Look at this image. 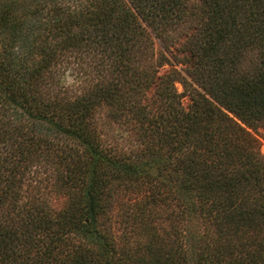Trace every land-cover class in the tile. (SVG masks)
Masks as SVG:
<instances>
[{"label":"trees","instance_id":"obj_1","mask_svg":"<svg viewBox=\"0 0 264 264\" xmlns=\"http://www.w3.org/2000/svg\"><path fill=\"white\" fill-rule=\"evenodd\" d=\"M258 127L264 0L0 1V264H264Z\"/></svg>","mask_w":264,"mask_h":264},{"label":"rangeland","instance_id":"obj_2","mask_svg":"<svg viewBox=\"0 0 264 264\" xmlns=\"http://www.w3.org/2000/svg\"><path fill=\"white\" fill-rule=\"evenodd\" d=\"M5 1V0H0ZM155 47L158 52H160L161 47L157 40H155ZM179 46V45H178ZM166 55L171 59V63L174 65L175 68L179 70H183L187 67L186 61V54L177 51V47H172L171 52H167ZM172 68L171 65L166 64L164 67L161 68V74H164L168 72ZM85 74L82 72L80 73L76 67H71L64 76V85L66 88L73 90L76 89L79 85H81L85 79ZM176 87L179 92L183 91V88L180 83H176ZM154 89H150L148 92V96H152ZM183 104L187 106L190 103V99L188 96H184ZM127 119H120V120H111L106 116V114L103 112L101 114V119L99 122V125L102 127V140L108 144V145H114L115 147L120 148L122 150H135L136 143L138 142L137 136H138V130L130 126V122ZM256 138L259 140L260 143V150L262 154H264V128L258 127L255 131H253ZM147 194L146 192L144 193ZM137 195H133L131 193H126L122 196L121 200L116 203V209L115 214L113 215V226L114 230L116 232V235L118 238H123L124 241L127 240L126 232L129 230L130 226L125 224L124 218L127 212H131V210L134 208L136 203L141 202L143 197L141 198H135ZM140 197V196H139ZM146 201V200H145ZM136 202V203H135ZM156 215L158 218L157 222H161V220L164 221L163 217L166 214L165 210L163 209H157ZM163 210V211H162ZM198 224L197 222L193 223V226H196Z\"/></svg>","mask_w":264,"mask_h":264}]
</instances>
